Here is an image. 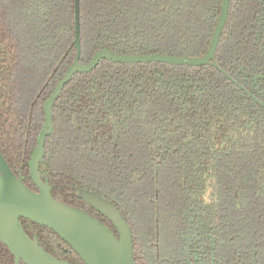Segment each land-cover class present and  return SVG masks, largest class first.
Here are the masks:
<instances>
[{"label":"trees","instance_id":"1","mask_svg":"<svg viewBox=\"0 0 264 264\" xmlns=\"http://www.w3.org/2000/svg\"><path fill=\"white\" fill-rule=\"evenodd\" d=\"M223 3L80 0L81 61L103 49L201 57ZM75 16V0H0V151L35 191L30 163L44 103L74 63ZM215 59H102L54 103L41 176L118 234L80 191L115 204L137 264H264V0L230 1ZM21 221L54 256L86 264L53 229ZM0 263L15 264L1 240Z\"/></svg>","mask_w":264,"mask_h":264},{"label":"water","instance_id":"2","mask_svg":"<svg viewBox=\"0 0 264 264\" xmlns=\"http://www.w3.org/2000/svg\"><path fill=\"white\" fill-rule=\"evenodd\" d=\"M231 0H224L222 13L208 52L201 57L167 54H116L108 49L99 51L88 63L81 61V6L75 0L77 47L74 63L44 103L45 121L40 131L30 171L38 191L29 188L12 170L0 151V240L14 256L15 264H73L48 252L24 228L22 218L33 220L56 231L86 264H137L133 230L118 207L96 192L81 189L80 195L111 219L118 234L87 211L56 199L51 186L41 176L40 165L46 153L47 138L54 131V103L77 72H90L102 59L127 62L163 61L177 64H209L219 68L215 59L218 41L227 21ZM226 76H233L224 71ZM238 83V82H237ZM239 84V83H238ZM247 91L245 87H242ZM264 106V102L256 98ZM1 264V263H0Z\"/></svg>","mask_w":264,"mask_h":264}]
</instances>
